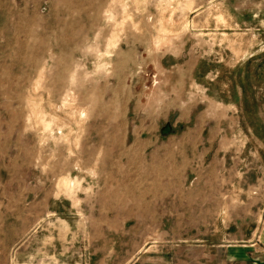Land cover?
<instances>
[{"label":"rangeland","instance_id":"obj_1","mask_svg":"<svg viewBox=\"0 0 264 264\" xmlns=\"http://www.w3.org/2000/svg\"><path fill=\"white\" fill-rule=\"evenodd\" d=\"M263 245L264 0H0V264Z\"/></svg>","mask_w":264,"mask_h":264},{"label":"crops","instance_id":"obj_2","mask_svg":"<svg viewBox=\"0 0 264 264\" xmlns=\"http://www.w3.org/2000/svg\"><path fill=\"white\" fill-rule=\"evenodd\" d=\"M231 262H236L238 264H264V245L259 246V250L255 254L251 256L246 254V256L239 259H231Z\"/></svg>","mask_w":264,"mask_h":264}]
</instances>
